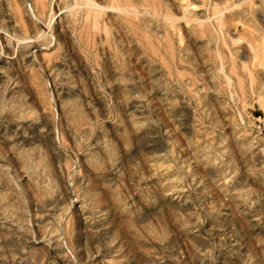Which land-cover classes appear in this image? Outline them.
I'll use <instances>...</instances> for the list:
<instances>
[{"label":"rangeland","instance_id":"obj_1","mask_svg":"<svg viewBox=\"0 0 264 264\" xmlns=\"http://www.w3.org/2000/svg\"><path fill=\"white\" fill-rule=\"evenodd\" d=\"M0 264H264V0H0Z\"/></svg>","mask_w":264,"mask_h":264},{"label":"bare ground","instance_id":"obj_2","mask_svg":"<svg viewBox=\"0 0 264 264\" xmlns=\"http://www.w3.org/2000/svg\"><path fill=\"white\" fill-rule=\"evenodd\" d=\"M93 7H95V6H93ZM100 8H101V7H100ZM102 8H103V7H102ZM100 10H101V9H100ZM93 11H94V10H93ZM96 11H97V10H96ZM92 14H93V13H92ZM96 16H97V15H96ZM96 16H95V19L97 18ZM165 18H166V17H165ZM96 20H97V19H96ZM94 21H95V20H94ZM95 22H96V21H95ZM95 22H94V23H95ZM38 37H39V36H38ZM36 38H37V37H36Z\"/></svg>","mask_w":264,"mask_h":264}]
</instances>
